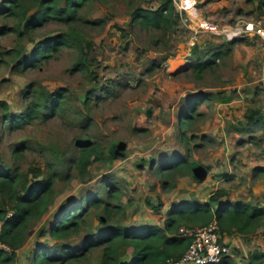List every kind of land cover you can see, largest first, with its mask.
Listing matches in <instances>:
<instances>
[{
  "label": "rangeland",
  "instance_id": "obj_1",
  "mask_svg": "<svg viewBox=\"0 0 264 264\" xmlns=\"http://www.w3.org/2000/svg\"><path fill=\"white\" fill-rule=\"evenodd\" d=\"M160 1L85 0L72 20L47 19L27 27L20 13L32 11L35 0H19L14 14L0 13V27L7 29L0 32V169L21 179L14 191L0 190V206L21 192V181L26 185L52 174L47 210L29 220L10 264L29 263L30 250L48 240L39 236L41 227L56 217L58 207L76 201L84 208L79 232L64 243L78 241L97 223L101 204L84 202L95 193L108 204H122L124 210L112 221L123 223L162 225L176 202L208 201L217 189L225 194L215 202L264 204V119L245 129L248 108L264 117V35L241 32L227 38L224 31L247 22L264 28V0H192L196 13H187L185 21L178 14L168 27L132 18L136 6ZM196 24L203 26L194 29ZM54 34L66 43L32 65L19 62L37 41ZM215 52L213 61L195 73L194 63ZM51 91L59 93V102L49 117L17 127L5 121L6 111L28 104L43 111ZM200 92L205 97L193 104ZM84 139L92 146L80 172L76 141ZM117 145L121 156L112 154ZM190 160L200 165L201 178L191 172ZM105 183L116 187L115 197L105 196ZM158 202L159 209H151ZM175 217L180 226L201 223L199 216ZM225 238L232 263L249 264L250 252L264 251V217L252 231H231ZM62 240H48L46 248L54 250ZM86 253L77 259L63 253L61 264L97 261L98 249Z\"/></svg>",
  "mask_w": 264,
  "mask_h": 264
},
{
  "label": "trees",
  "instance_id": "obj_2",
  "mask_svg": "<svg viewBox=\"0 0 264 264\" xmlns=\"http://www.w3.org/2000/svg\"><path fill=\"white\" fill-rule=\"evenodd\" d=\"M9 1L7 4L6 2ZM19 0H1L0 13L14 14L17 12L16 6ZM85 0H35V8L28 11L26 8L20 15L24 16V26L38 25L47 19L60 21H69L75 18L77 9ZM177 13L171 3V0H161L154 7L136 6L131 16L139 23L154 27H168L175 23ZM7 29L0 27V32ZM230 41V40H229ZM66 43L63 35L54 34L37 41L31 52L22 54L19 62L34 64V60L48 54L49 50L56 49L60 44ZM212 53L210 59L196 61L194 63V72L198 73L203 67L213 61ZM47 98V104L43 111H40L35 103L26 105L20 111L4 113V119L11 127H17L28 123L32 118L41 116L47 118L54 113L58 102L59 93L57 91L47 92L44 98ZM203 93L199 95L193 104H196ZM4 106L5 103H4ZM194 105H191L193 107ZM247 131L252 130L264 119L263 115L255 107H250L245 114ZM179 133L184 135L181 122H178ZM181 129V130H180ZM184 137V136H183ZM78 152L75 159L80 172L86 170L89 161V153L92 144L87 140H77ZM113 156H121L122 151L118 145L112 148ZM188 166L196 178H201L203 172L198 163L193 160L188 161ZM21 180L18 175H10L7 170L0 169V190L5 187L13 190L15 181ZM52 174L30 180L26 185L20 182L21 192L9 196L10 203L7 206H0V242L7 246V249L0 247V263H11L16 256V249L19 248L24 240L22 236L28 230V222L35 218L41 212L47 210V203L51 191ZM105 196L115 197L116 187L110 183L104 184ZM225 194V190L217 189L209 195L208 201H199L196 198L183 199L176 202L172 208L167 210V216L163 219L162 225L150 222H122L119 219L112 221V216L124 210L120 202L109 203L103 201V198L97 193L86 197L84 202L86 206L93 204L99 207L100 211L96 214L97 223L92 228L85 229L79 240L72 244H65L66 238L71 234L79 232V221L82 205L74 202L72 205H63L57 208L54 216L46 228L39 231V236L46 234L48 240H58L63 237L61 245L54 247V250L46 248L49 243L47 239L38 242L41 246L30 250V260L27 264H61L62 255L68 258H83L88 250L98 249V259L93 264H164L168 257H178L185 249L189 238L177 233L176 216L181 219L192 220V217L199 216L200 224H185L183 226L202 225L208 222L212 217L215 219L220 237L237 231L247 233L264 217V206L251 204L239 199L221 200L215 202L218 196ZM103 202H102V201ZM102 202V203H100ZM210 202L215 206L212 208ZM159 202L151 205V209L158 210ZM40 213V214H41ZM39 214V215H40ZM111 221V223H110ZM27 235V233L25 234ZM25 238V237H24ZM38 241V240H36ZM35 241V242H36ZM47 242V243H46ZM230 253L221 257L217 263L206 264H233ZM264 259V251H253L249 253L248 261L260 262ZM246 264V263H245Z\"/></svg>",
  "mask_w": 264,
  "mask_h": 264
},
{
  "label": "built area",
  "instance_id": "obj_3",
  "mask_svg": "<svg viewBox=\"0 0 264 264\" xmlns=\"http://www.w3.org/2000/svg\"><path fill=\"white\" fill-rule=\"evenodd\" d=\"M171 3L175 12L177 15H180V19L183 21L187 19V13H196V8L192 0H171ZM202 26L196 24L194 29L201 28ZM224 31L227 38L235 37L241 32H253L258 35H264V28L260 25H254L252 22L244 23L243 27L240 25H232L225 28ZM191 38H195L194 33ZM177 233L187 236L189 241L178 257H168L165 259L164 264L217 263L223 255L229 253V246L227 241L224 240L225 235L220 237L215 221H210L202 225H181L177 227ZM0 247L7 249V246L1 242Z\"/></svg>",
  "mask_w": 264,
  "mask_h": 264
},
{
  "label": "crops",
  "instance_id": "obj_4",
  "mask_svg": "<svg viewBox=\"0 0 264 264\" xmlns=\"http://www.w3.org/2000/svg\"><path fill=\"white\" fill-rule=\"evenodd\" d=\"M264 206V204H262ZM224 240H226L225 236H224ZM249 264H254V263H249ZM262 264H264V262H262Z\"/></svg>",
  "mask_w": 264,
  "mask_h": 264
},
{
  "label": "bare ground",
  "instance_id": "obj_5",
  "mask_svg": "<svg viewBox=\"0 0 264 264\" xmlns=\"http://www.w3.org/2000/svg\"><path fill=\"white\" fill-rule=\"evenodd\" d=\"M175 67V66H174Z\"/></svg>",
  "mask_w": 264,
  "mask_h": 264
}]
</instances>
